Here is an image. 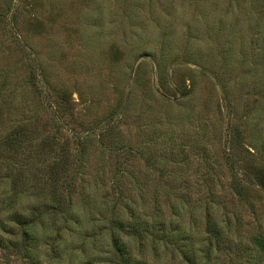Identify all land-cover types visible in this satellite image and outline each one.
I'll return each mask as SVG.
<instances>
[{
    "label": "rangeland",
    "instance_id": "1",
    "mask_svg": "<svg viewBox=\"0 0 264 264\" xmlns=\"http://www.w3.org/2000/svg\"><path fill=\"white\" fill-rule=\"evenodd\" d=\"M32 73L46 93H65L72 134L96 128L98 135V127L115 125L112 137L91 136L73 152L82 162L73 166L81 172L72 187L74 209L101 237L94 264H111L114 256L104 227L113 180H122L119 205L145 203L150 215L157 191L159 206L192 234L194 264L252 263L258 252L251 235L264 232V193L248 188L246 201L231 195L222 152L233 154L237 175L263 162L251 148L264 145V0H0V129L12 119L28 126L19 155L28 159L33 193L23 194V208L45 205L48 197L40 184L33 188L32 175L49 166L64 142L75 145L53 129L27 82ZM123 143L133 151L141 145L143 158L121 149ZM5 153L0 149V199L10 189L2 177L18 160H5ZM36 154L44 162L30 159ZM59 193L66 195L63 188ZM210 204L226 234L212 246L204 225ZM51 213L62 227L66 214ZM82 237L62 246L60 262L48 251L30 259L17 249L9 264H69ZM151 245L149 264H190L171 247ZM88 254L79 252L75 264Z\"/></svg>",
    "mask_w": 264,
    "mask_h": 264
},
{
    "label": "trees",
    "instance_id": "2",
    "mask_svg": "<svg viewBox=\"0 0 264 264\" xmlns=\"http://www.w3.org/2000/svg\"><path fill=\"white\" fill-rule=\"evenodd\" d=\"M20 47L23 50L25 49L22 44H20ZM27 82L36 87L39 104L50 115L55 132L59 136L63 132L66 133L75 145L74 148H70L69 142H64L55 150V155L52 156L53 161L49 162V166L43 167V169L32 175V178H35L33 188L40 184L41 188L38 189L44 191V195L48 197L45 205L41 206L34 203L28 207L25 205L23 208V194L28 193L30 198L33 193L28 192L32 188L29 186L31 177L27 176V166H24L28 159L19 155L22 153V151H19L23 149L21 148L23 143L28 138V126L23 120L12 119L6 130L0 129V149L6 151L4 159L7 161L12 159L13 163H15L14 160L18 159L15 163L17 167L8 168L5 176L2 177V179L9 180L10 189L0 199V264H9V252L17 249H20L18 252L28 255L26 257L30 259L33 256H38L40 252L48 251L52 256L57 257L60 262L63 255L62 246L64 247L68 240L72 242V239L82 233V240L68 257L69 264H75L78 253H85V251L89 254L87 260L82 264H94L96 256H93V254L98 251L101 237L94 234V232L91 233L92 230L90 232L87 230L86 224L82 223L74 209L72 187L77 183L76 181L79 179L78 176L81 175V172L78 168L73 170V166L77 164L81 166L82 162L79 163L81 159L76 160L77 158L73 152L77 149L79 151L84 144V140L91 136L107 135L112 137L111 132L115 133V125L108 124L106 127H98L101 132L98 135L96 128L87 130L85 134L74 135L66 129L68 122L65 121L64 116L70 104L65 93L56 92L54 95L46 93V88L44 90L43 86L39 84L38 76L35 73L28 76ZM2 90V85H0V97H2ZM45 136H49V134ZM123 148L127 153L134 152L139 160L143 158V147L141 145H138L135 151H133L134 147L131 144L123 143L121 149ZM204 148L205 146H202V149ZM251 149H253V156H255V152L260 153L262 157L260 159L263 162H259L258 165L252 167V171L243 168L240 170V175L232 170L236 165L233 154L228 150L222 152L231 170V178L228 183L231 188L230 194L245 201L249 199L250 189L248 188H256L257 192L264 193V145L254 144ZM30 159L33 162L39 160L44 162V158L38 157V154L35 157H30ZM209 169L215 176L216 171L213 167H207V170ZM118 174L119 172L113 174L112 179L117 178ZM121 182L122 180H113L111 183L114 201L111 209L104 214H110L104 227L110 232L111 252L114 254L111 264H149L145 257L148 242H151V248L154 250H157L160 244L165 249L171 247L169 248L171 252L179 254L186 262L194 264L196 254L192 243V234L183 229L177 217L171 218L165 213V205L159 206L157 191L155 190L153 194L154 213L150 215L145 209V203L139 206L136 202L126 205L118 204L122 202L121 197L123 195ZM212 186L207 190L211 199L215 191ZM60 188L65 190L66 195L63 196L59 193ZM210 205L205 206L204 225L207 243L212 246V244H219L220 241L225 239L226 234L223 225H221L223 224L221 218L216 215L214 208ZM58 209L66 214L62 227L58 226L57 220L54 219L55 215L51 213ZM176 210L177 208L173 205L172 211L176 212ZM50 216L53 217L49 219ZM38 227L41 228L39 231ZM66 232H68L67 236H65ZM251 237V242L258 252L251 264H261L264 261V232H258L251 235ZM88 241H90V245H87Z\"/></svg>",
    "mask_w": 264,
    "mask_h": 264
}]
</instances>
